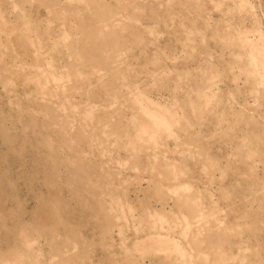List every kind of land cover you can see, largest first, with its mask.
<instances>
[{
	"label": "rangeland",
	"instance_id": "rangeland-1",
	"mask_svg": "<svg viewBox=\"0 0 264 264\" xmlns=\"http://www.w3.org/2000/svg\"><path fill=\"white\" fill-rule=\"evenodd\" d=\"M0 264H264V0H0Z\"/></svg>",
	"mask_w": 264,
	"mask_h": 264
}]
</instances>
